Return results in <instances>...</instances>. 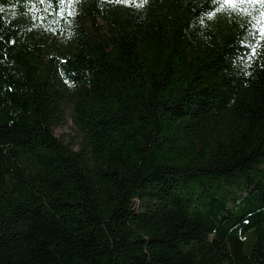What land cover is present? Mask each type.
Listing matches in <instances>:
<instances>
[{
  "label": "trees",
  "instance_id": "obj_1",
  "mask_svg": "<svg viewBox=\"0 0 264 264\" xmlns=\"http://www.w3.org/2000/svg\"><path fill=\"white\" fill-rule=\"evenodd\" d=\"M141 2L0 0V264H264V17Z\"/></svg>",
  "mask_w": 264,
  "mask_h": 264
},
{
  "label": "rangeland",
  "instance_id": "obj_2",
  "mask_svg": "<svg viewBox=\"0 0 264 264\" xmlns=\"http://www.w3.org/2000/svg\"><path fill=\"white\" fill-rule=\"evenodd\" d=\"M178 1L184 3L186 0ZM215 3V15L219 18H229L230 16L236 14L241 17L250 18L251 15H254L253 20L254 25L257 28L256 30H258L260 21L264 17V15H262V13H264V2H262V0H256V2H250V0H243V2H240V0H236L235 7L224 3V0H216ZM65 14L67 16V22L74 20V13L69 8H67ZM59 16L60 13L57 17H52V21L48 25H45L39 17H37L32 22L30 20L28 21L30 24L32 23L36 26L39 37L42 39L44 45L51 49L54 48L56 51H61L63 49L64 40L61 30L66 26V24L63 22V19H59ZM96 24L98 26L101 25L99 21H97ZM83 28H90L89 23H85ZM255 32L256 34H259V32ZM53 135L55 138L61 140L64 144L70 145L74 149L78 148L81 139L77 131L72 126L70 121V109L68 107L64 110L62 125L53 130Z\"/></svg>",
  "mask_w": 264,
  "mask_h": 264
},
{
  "label": "snow or ice",
  "instance_id": "obj_3",
  "mask_svg": "<svg viewBox=\"0 0 264 264\" xmlns=\"http://www.w3.org/2000/svg\"><path fill=\"white\" fill-rule=\"evenodd\" d=\"M69 2L71 3V0H69ZM118 2H124V0H118ZM240 2H243V0H240ZM250 2H256V0H250ZM262 2H264V0H262ZM144 3H147V0H142L141 4L138 6H143ZM224 3H226L232 7L236 6V0H224ZM262 15H264V13H262Z\"/></svg>",
  "mask_w": 264,
  "mask_h": 264
}]
</instances>
